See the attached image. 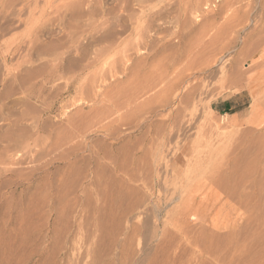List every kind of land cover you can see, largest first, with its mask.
<instances>
[{
  "label": "rangeland",
  "instance_id": "374dc122",
  "mask_svg": "<svg viewBox=\"0 0 264 264\" xmlns=\"http://www.w3.org/2000/svg\"><path fill=\"white\" fill-rule=\"evenodd\" d=\"M24 1L0 0V63L20 66L0 64V264H264V0H148L158 55L129 62L145 18L128 21L116 0ZM114 15L118 55L93 63ZM164 62L189 100L121 125L134 74Z\"/></svg>",
  "mask_w": 264,
  "mask_h": 264
},
{
  "label": "bare ground",
  "instance_id": "6f19581e",
  "mask_svg": "<svg viewBox=\"0 0 264 264\" xmlns=\"http://www.w3.org/2000/svg\"><path fill=\"white\" fill-rule=\"evenodd\" d=\"M5 2L3 3V8H15L14 5L16 3H19L17 2L18 0H4ZM23 0H21V3H22ZM31 2L29 3L32 4L35 8V5H36V1L37 0H34L32 2V0H30ZM148 1V0H116V3L117 5L119 6V8L117 9L118 12L120 13H126V19L128 21H132V20H137L142 16L144 17V22L146 23L145 26H142L139 28V31L136 35V38L134 39L133 41V45L132 47L129 48L130 52H127V53H124L123 52V55H121V57L123 56L124 59H122L123 61H127L129 62V60H131V57L133 56L132 55V51L134 50H141L142 53H147L148 55H154V56H157L158 55V52L155 51L153 48H152V44H151V36L149 34H151L152 32H156V30L154 29V22L155 20L158 18V14H159V10H154L155 8H147V7H144V3ZM151 1V0H150ZM154 0H152L153 2ZM241 1V0H240ZM24 2H27L24 1ZM239 2V1H238ZM243 2V1H242ZM27 3V4H28ZM26 4V5H27ZM237 5V3H235ZM17 5V4H16ZM23 5V4H22ZM25 6V5H24ZM28 6V5H27ZM37 6V5H36ZM29 7V6H28ZM135 7H138V10H139V15H137L136 11H135ZM161 8V7H160ZM67 9V8H66ZM115 9V8H114ZM164 9V8H163ZM187 8H184V11L186 12ZM189 10V9H188ZM187 10V11H188ZM232 10V9H231ZM138 12V11H137ZM162 12V11H161ZM234 12V11H233ZM239 12V11H238ZM114 13V12H113ZM116 13V12H115ZM237 14V10L234 12ZM233 13V14H234ZM117 14V13H116ZM161 14V13H160ZM232 14V13H231ZM235 14V15H236ZM119 15V14H118ZM118 15H114L113 18L111 19H104L105 21L102 22L101 24V36H102V39H101V43L99 45L98 48H96V50L94 51L93 54V57H92V62L95 63L97 62L102 56L106 55V54H109V53H114V55H118V53H115L116 52V49L119 47L120 43H118V36H117V33H116V30H115V27L118 26L119 28H121V23H122V18ZM187 15V14H186ZM230 15V14H229ZM232 16V15H231ZM230 16V17H231ZM237 16V15H236ZM160 18V17H159ZM241 18V17H240ZM234 19V18H232ZM237 19V18H236ZM229 20V19H227ZM226 20V21H227ZM9 21V20H8ZM237 21V20H236ZM239 21V19H238ZM125 22V21H124ZM134 22V21H133ZM241 22V21H240ZM235 23V22H234ZM12 25V23H9ZM7 25L8 28H10L11 25ZM93 24V23H92ZM132 24V22H131ZM232 25V24H231ZM230 25V26H231ZM238 25V24H237ZM236 25V26H237ZM240 25V24H239ZM233 26V25H232ZM235 26V27H236ZM5 27V26H4ZM79 27V26H78ZM93 29H95V26L92 25ZM7 28V29H8ZM82 28V27H81ZM79 28V29H81ZM117 28V27H116ZM233 28V27H232ZM6 29V30H7ZM76 29V28H75ZM78 29V28H77ZM234 29V28H233ZM10 30V29H9ZM7 30V31H9ZM82 31H79V34L80 36H78L79 38H82L84 40V36H85V33L86 31L81 29ZM124 30V29H122ZM232 30V29H231ZM78 32V31H76ZM82 32V33H81ZM235 32H233L232 34H234ZM230 34V33H229ZM72 35V36H71ZM70 35V39L73 40L76 39V43H78V49L80 48V43L78 42V38H76V36L72 33ZM234 35H232L233 37ZM36 37V36H35ZM34 37V39H35ZM165 38V37H164ZM213 38V37H212ZM218 39V38H217ZM164 40V39H163ZM212 40V39H211ZM225 40V39H224ZM34 41V40H33ZM32 41V42H33ZM36 41V40H35ZM162 41V40H161ZM202 41V40H201ZM227 41V39H226ZM30 42V43H32ZM164 42V41H163ZM213 41H211V44H212ZM218 43L219 40L217 41ZM216 42V43H217ZM222 43V42H221ZM224 44V43H223ZM227 44H232V42L230 43L229 41L227 42ZM1 45V44H0ZM164 45V44H163ZM7 46V45H6ZM23 45L22 44H16L14 46H7V56L8 57H12L15 55V53H17L18 51H20L21 47ZM31 46V45H30ZM201 46V45H200ZM214 44H213V48H214ZM229 46V45H228ZM205 47V46H204ZM220 47V45H219ZM227 47V46H226ZM32 50L34 49V45L32 44ZM212 48V47H211ZM212 48V50H213ZM218 48V46H217ZM222 48V47H221ZM225 48V47H224ZM201 49V48H200ZM216 48H214L215 50ZM219 49V48H218ZM203 50V49H201ZM224 50V49H223ZM226 50V49H225ZM228 50V48H227ZM31 51V50H30ZM35 51V49H34ZM115 51V52H114ZM194 51V50H193ZM219 51V50H218ZM155 52V53H154ZM157 52V53H156ZM213 52V51H212ZM217 52V51H216ZM199 53V52H198ZM215 53V52H214ZM221 53V51H220ZM223 53V52H222ZM212 54V53H211ZM191 55V54H190ZM195 55V54H193ZM213 55V54H212ZM215 55V54H214ZM211 56V55H210ZM216 56V55H215ZM218 56V54H217ZM153 57V56H152ZM189 57V56H188ZM4 58V57H3ZM116 58V57H115ZM120 58V57H119ZM119 58H116L118 60L114 61V65L117 64L119 62ZM133 59V58H132ZM164 60V59H163ZM162 61V59H161ZM165 61V60H164ZM259 62V61H258ZM8 60L7 58L6 59H3V62H1L0 64L3 65L4 67V72H8L9 69L11 71V69L15 68V69H18L19 64H15L14 65H11L9 66L8 64ZM126 63V62H125ZM173 64V62H171ZM263 63H264V60H263ZM11 64V63H10ZM110 64V63H109ZM121 65V64H120ZM161 66L160 69L157 68V71H147L145 73H136L134 74L135 77H134V80H133V84H135V88H136V91L135 93H133V95L130 96V98H128V103L126 106L123 105V107L119 108L117 111L118 115H117V122L119 121L121 125H125V122H126V119H127V116H129L130 114H137L138 116H142V119L141 121H143L142 123H146V119H148L151 115H154V114H157L155 113V110L157 111L158 109L157 108H161V109H165L167 108H171L173 106L174 103H178V104H183V103H186L187 100V97L185 98V96L182 94V96L180 97L181 95V92H180V95L178 94V91H179V88H180V85L184 84L185 82H187L186 80L188 78H186V76H184L183 72H180V71H172L169 67L171 64L168 63H165L164 64H160ZM231 66L229 67V73H228V76L231 78L229 79V82L230 80H234V78L232 77L234 74L233 72V69H234V66L232 64H230ZM236 65V64H235ZM116 66V65H115ZM118 66V65H117ZM116 66V67H117ZM154 66V65H153ZM172 67V66H171ZM150 68V67H149ZM173 68V67H172ZM248 69H250L249 71L251 72L252 70H255L257 69V71H255L254 74H252L249 78H253L254 76H256L257 74H259L261 71V65H250V68L247 67ZM246 69V71L248 70ZM118 71V68L116 69ZM115 70V71H116ZM180 70V69H179ZM190 70V69H189ZM235 70V69H234ZM114 71V70H113ZM116 71V73H118ZM191 71V70H190ZM227 71V72H228ZM245 71V70H244ZM245 71V72H246ZM248 71V72H249ZM263 71V70H262ZM141 72V71H140ZM205 72V71H204ZM226 72V71H225ZM226 72V73H227ZM244 72L243 75H245L246 73ZM112 73V72H111ZM115 73V72H114ZM115 73V74H116ZM264 73V72H263ZM235 74L237 75V72L235 70ZM241 74V73H240ZM189 75V74H188ZM224 75L226 76V74L224 73ZM227 76V77H228ZM241 76V75H240ZM261 77V76H260ZM186 78V79H185ZM238 78V77H237ZM241 78V77H240ZM245 78V77H244ZM259 78V77H258ZM254 79V78H253ZM257 79V78H256ZM262 81V79H260ZM236 81V80H235ZM234 81V82H235ZM189 82V81H188ZM258 82V80H257ZM256 83V81H255ZM232 84V83H231ZM186 85V84H185ZM190 88V87H189ZM196 88V87H195ZM190 90H192V87L190 88ZM182 91V90H181ZM146 96V97H144ZM29 98L28 99H33V100H36L37 97H34V96H28ZM144 97V98H143ZM143 98V99H141ZM141 99V100H140ZM140 100V101H139ZM177 101V102H176ZM175 105V104H174ZM179 108V107H178ZM171 110V109H170ZM174 110H175V106H174ZM161 111V110H159ZM179 111V110H178ZM178 111H169L168 112V115L166 116L167 118H170V117H173V116H176L179 114ZM159 113V112H158ZM161 114V113H159ZM162 116V115H161ZM157 117V116H156ZM174 118V117H173ZM173 118L171 119V121L173 120ZM141 119V118H140ZM147 124V123H146ZM141 125V123H140ZM144 125V124H142ZM147 126V129H151L152 131H154L155 133H157V128L155 127V125L149 123ZM154 126V127H153ZM140 127V126H139ZM160 131V130H159ZM147 132H149L148 134H150L151 132L147 130ZM164 139V138H163ZM24 147V146H23ZM26 147V148H25ZM24 148L27 149L28 148V145H26ZM22 149V147H21ZM23 150V149H22ZM25 152L22 153L23 155L21 156V158L19 160H17L16 162H13L12 164H20L23 162L24 158L26 155L29 154L30 150H24ZM30 156V155H29ZM34 155L30 156L29 158L32 159ZM237 161V160H236ZM235 161V163L232 162V164L229 163V166H228V170H226L227 172H229V178H233L234 176H239L238 174L240 173V169H242L241 167L245 164L243 161L244 159H240L239 162L237 163ZM4 161H2L3 163ZM7 162V161H6ZM237 163V164H236ZM245 167V165H244ZM245 169V168H243ZM247 169V168H246ZM226 172V173H227ZM227 175V174H226ZM228 177V176H227ZM226 178V177H225ZM223 179V178H222ZM131 180H134L133 178H131ZM140 180V179H139ZM142 180V179H141ZM148 179L145 181L148 183ZM225 181V179H224ZM141 182V181H140ZM222 182V181H221ZM226 182V181H225ZM244 193V192H243ZM232 194V193H231ZM244 195V194H242ZM240 195V196H242ZM180 198V197H179ZM191 198H189L187 196V198H184L181 201V205H182V208L180 210V213L178 211L179 214L181 213H186L187 211L185 210V206L189 203ZM241 199V198H240ZM243 201V200H242ZM190 204V203H189ZM178 210V209H177ZM179 220V219H178ZM178 223V221H176V224ZM202 233V232H201Z\"/></svg>",
  "mask_w": 264,
  "mask_h": 264
}]
</instances>
